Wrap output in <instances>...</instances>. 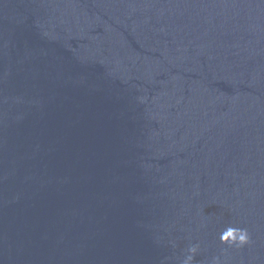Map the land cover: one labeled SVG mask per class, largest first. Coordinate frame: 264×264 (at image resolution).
Segmentation results:
<instances>
[{
	"label": "water",
	"instance_id": "obj_1",
	"mask_svg": "<svg viewBox=\"0 0 264 264\" xmlns=\"http://www.w3.org/2000/svg\"><path fill=\"white\" fill-rule=\"evenodd\" d=\"M0 264H264V0H0Z\"/></svg>",
	"mask_w": 264,
	"mask_h": 264
},
{
	"label": "clouds",
	"instance_id": "obj_2",
	"mask_svg": "<svg viewBox=\"0 0 264 264\" xmlns=\"http://www.w3.org/2000/svg\"><path fill=\"white\" fill-rule=\"evenodd\" d=\"M244 238H245L244 236H241V237H240L241 240H244Z\"/></svg>",
	"mask_w": 264,
	"mask_h": 264
}]
</instances>
